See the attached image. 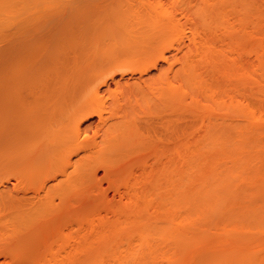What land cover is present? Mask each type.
<instances>
[{"label":"bare ground","instance_id":"1","mask_svg":"<svg viewBox=\"0 0 264 264\" xmlns=\"http://www.w3.org/2000/svg\"><path fill=\"white\" fill-rule=\"evenodd\" d=\"M112 1L0 0V183L16 182L0 192V256L34 241L43 249L27 264H264V231L228 235V213L216 222L223 235L200 226L230 205L233 184L223 197L209 186L234 172L237 186L261 197L264 219V29L245 26L251 0H177L185 22L165 13L150 25ZM237 6L240 25L211 40L214 15ZM43 8L53 21L44 24ZM40 24L54 30L53 44L35 40ZM167 34L178 46L156 54ZM169 47L179 56L174 72L158 65ZM196 114L207 125L190 137ZM32 175L40 184L28 196L20 185ZM75 199L97 207L84 224L70 214Z\"/></svg>","mask_w":264,"mask_h":264},{"label":"rangeland","instance_id":"2","mask_svg":"<svg viewBox=\"0 0 264 264\" xmlns=\"http://www.w3.org/2000/svg\"><path fill=\"white\" fill-rule=\"evenodd\" d=\"M150 1H152V0H150ZM150 1H149V3H150ZM140 2H141L140 0H117L115 4H116L117 10L129 13V14L134 15V16L142 17L143 19H145L146 23L149 24V25L155 19H157L159 16H161V15H163L165 13H171V14H173L175 16V18L180 19L181 21L185 22L184 21V17L181 16V12H182V8H183L181 6L182 3L178 2L177 0H154V1H152L150 3L152 5V3L154 2L152 8L150 6V9H147V7L145 9H143L144 4L146 3L145 0L143 1L144 2L143 7H141L142 3H140ZM251 2H252V6L250 7L249 13L247 15L248 16V20H247V25H245V26H247L250 29H252V28H262V29H264V0H251ZM44 8L42 9L43 11L41 10L42 11L41 12L42 16H40V17H41V19H44L42 21L45 24L46 23L45 20L46 21L50 20L53 16L55 17L56 14H55L54 10H52V12H51L48 9V12L50 11V13H51V18H50L49 13L47 14V11ZM53 12H54V14H53ZM241 14H242V12H241L239 6H237L236 8L235 7H227L225 11L224 10L222 11V17L218 18L217 15H214L215 23L212 24L211 28H212V31H215L216 33L213 34L212 36H209L211 38V40L212 39L214 40L215 35L223 33L230 26H235L236 24L240 25L239 20H240ZM233 16L235 18V21L233 22V24H231ZM41 19L39 18V21H40V23H43L41 21ZM53 20L51 19V21H53ZM183 22H180V24H182ZM44 24H40L42 29L39 32L35 33L34 38H35V40H39V41H42V42L49 41L51 44H53L54 42H53V39L51 38L50 34L54 30H52L48 26H45ZM174 34H167L165 39L154 50V51H156V54L159 53L161 50H163V48L167 47L168 45L169 46H174L176 48L177 43L175 42L176 43V45H175V43L172 40V35L174 36ZM170 43H172V44L174 43V44L170 45ZM171 48L167 49V51H165V54H164L165 57L166 56L169 57V58L166 57V58L169 59V61H167L165 63L164 61H160L159 60L160 63L158 62L159 69L161 71L168 70L169 68H171V69H173L172 72H174L175 69H178V65H179L178 63L179 62L175 63V58H176V56L177 57H179V56L177 55L178 53L175 54V48H173L174 50L171 49ZM241 57L245 59V58H247V55L246 54H242ZM157 69H158V67H157ZM159 73L160 72H158V70H155V69H153V70L150 69L149 70V75H152V76L153 75L157 76L156 74H159ZM127 75H129V74H127ZM127 75L125 74V76H127ZM170 75H171V79H172L171 82H173V86L174 85L177 86L178 83H177L176 80H174L173 73H171ZM221 88L223 89V87H221ZM213 89H216V88L214 87ZM208 104L211 105L210 102ZM1 111H2V109H1ZM9 111L7 113L10 114V117H8V118L10 119V122L12 121L11 125L12 124H13L12 126H15V125L17 126V124L19 125L21 123V120H20L21 118L19 117L18 110H16V106H13L11 108V110H9ZM2 114H4L6 116V114L3 112V113H0V117H1ZM2 117H4V116H2ZM207 119H208L207 116L205 117V115L202 116L200 114L199 115L196 114V116L191 117L189 119L190 120L189 132H188L189 136L193 137V136H197L198 134H200L203 131V126L207 125ZM94 120H96V119L94 118L93 121ZM9 132H11V131H9ZM76 159H77L76 157H72L71 158V163L74 162ZM62 162H64V161L61 160V161H58V162L52 164V169L56 170V169H61V168L65 167V164L62 163ZM5 163L6 162H4V164ZM253 164H255V162H253ZM204 166H205V163H204V165H202L201 170H198L199 167H195L194 170H196V171L192 174V177H191L192 180H193V183H196L199 180H201L199 178L203 174L202 172L204 170ZM250 167H248V168L250 169ZM67 170L69 171V168H67ZM234 173H235V176H236V173H238V172H234ZM246 174L247 173H242L241 175L242 176H246ZM0 176H1V173H0ZM32 176L33 177L31 178V181L28 184L24 183V184L20 185L21 188L26 186L29 189L26 192L28 196L33 195L34 190L37 189L39 187V184H40V182H38L37 178L34 175H32ZM97 176H98V178L99 177L101 178L102 177V172H99L97 174ZM235 176H234L233 179L232 178L228 179V177H226V176H221L219 182H217V185L219 187H221V188H218L217 185L209 186V194L210 195L215 193L218 196L220 195V197H223V196L227 195V194H225L222 191L223 185H225L227 183L233 184V187H232V189L229 192L228 197H227V198H230L229 199L230 205L228 204V207H227L226 203L225 204L224 203L223 204H219V206H217L218 208L216 209V212H214V213L210 212L209 213V217L205 218L202 222H200V226L203 229H206L207 232L210 233L211 237H218L219 235H223V231L221 229L222 225L216 226V224H218V223H216L217 219H219L220 216L223 215V213H224V215H227V213L230 215V216L228 215L230 217L229 220L227 221L226 224H224L226 226L227 230H228V235L232 234L233 236H243V235H245L244 233H251V232L256 231V230L264 231V219L262 218L263 216L260 213L262 211L261 208H260V206H262L261 197L259 196V194L255 195L254 193L248 192L247 187H244V186H242V187L240 186L239 187V186H237L238 178H235ZM3 177H4V175H3ZM59 179H60V176L58 177V180ZM210 183H212V182H210ZM14 184H16V182L13 179L8 178L7 180H4L2 183H0V192L11 191V189L14 186ZM51 184L52 183H50L49 185H51ZM88 187H90V186H88ZM85 191H86V194H87L88 193L87 191H89V190L85 189L84 192ZM84 196H86V195H84ZM74 197L75 196H73L72 198H74ZM76 198H78V197H76ZM203 198H204V200H207L209 198V195L208 194H204ZM81 200L82 199H80V201ZM80 201H79V199H77L78 203L76 202V199L71 201L72 206H73L74 202H76V204L74 203L75 206H73V207L71 206V209L73 208V211L70 214L74 215V213H75L76 217H78V218H79V216L83 217L82 224H84L85 221H87V220L84 221V218L85 219L86 218L89 219L90 216L91 215L94 216L95 213L98 210H97V207H95L93 205H92V208L89 207V208H91L90 210L86 209L87 207L84 209V205H83V207H81L84 202H82V204H81ZM57 202L58 201L56 200L55 203H57ZM77 204L78 205L80 204L81 206L80 205L78 206ZM80 207L83 208V210H81ZM0 210H1L0 214L4 213L2 208ZM77 210H78V212H75ZM161 211H162V209H160V205L158 204V201H157L156 198H154L152 203L147 206V213L150 214V215L156 214V213L161 212ZM258 212L260 213L261 216L259 215ZM4 216H3V220L5 221L6 218ZM153 216H155V215H153ZM75 218H74V220H75ZM0 220H1L0 221V228H1V230H4L5 227L2 228V226H1V224L3 223L2 217H1ZM3 225L5 226L6 222ZM77 227H75V228L77 229ZM215 227H219V228H215ZM64 230L65 229H64V226H63V231ZM7 231H6V233H7ZM74 231H75V229H74ZM2 232H4V231H1V233ZM58 232H59V229L56 230L54 232V234H51V236L49 238V240H50L49 242H51V243L53 242L52 244L55 243L54 239L58 238L57 237L58 236ZM6 233H4V234H6ZM75 235H76V232L73 233V236H75ZM31 242L32 241H29V243L26 242L25 243L26 245H24V246H23V244H20L23 247H21L19 245L20 248H17V250L15 251L16 256H15L14 252L11 254V256H6V257L0 256V264H27L26 261L29 259L28 257L32 258V256L37 255L36 254L37 250H41L42 251V249H43L41 247L42 246L41 244L38 245L37 242L33 241L32 245H31ZM33 243H35L37 245H35ZM28 245H29V247L31 246L32 248L31 247L29 248ZM38 247L40 249H36ZM19 249H21L23 252L21 250H19ZM21 253H22V255H21ZM195 257L197 258V256H195ZM34 258L36 259V257H34Z\"/></svg>","mask_w":264,"mask_h":264}]
</instances>
